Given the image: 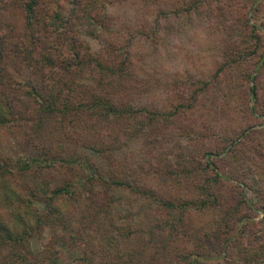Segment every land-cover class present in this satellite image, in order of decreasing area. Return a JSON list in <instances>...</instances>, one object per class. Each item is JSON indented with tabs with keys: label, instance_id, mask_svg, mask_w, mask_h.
I'll return each instance as SVG.
<instances>
[{
	"label": "rangeland",
	"instance_id": "1",
	"mask_svg": "<svg viewBox=\"0 0 264 264\" xmlns=\"http://www.w3.org/2000/svg\"><path fill=\"white\" fill-rule=\"evenodd\" d=\"M106 2L116 8L115 15L107 14ZM188 4L194 5L190 11L184 10ZM5 6L7 9L1 12L5 29L11 30L9 34L26 39L28 34L23 30L24 17L18 10L19 3L6 0ZM72 6L71 0H40V10L37 13L43 16L58 10L64 17L71 15L69 20H74V34L79 37L87 53L107 56L106 41H114L120 51L128 50L132 70L140 78L138 85L147 90L140 97L139 103L165 110L177 101L185 103L184 98L177 94L176 89L180 86L188 89L192 88L191 82L210 81V87L184 118L192 120L195 131L181 134L177 131L179 128L170 126L169 129L157 122L150 129L147 127L140 137L139 133L135 135L132 142L122 145L126 150L123 155L127 161L125 170L129 169L130 186H115L113 195L111 189H107L104 198L109 203L107 209H100L96 202L85 200L92 191L98 193L102 189L99 180L96 185L93 180L86 182L85 188L80 186L76 200L74 197L65 198L58 205L67 218V227H72L71 230L68 229L69 233H62L60 225L56 229L43 226L41 234L30 239L33 253L40 258L44 254V246L53 238L61 240L64 235L66 239H70L69 235L73 233L77 235L74 242L56 244L59 249V264H102L103 258L98 256L97 251L103 246L110 247L109 254L119 253L123 257L127 250L135 253L141 251L139 261L142 264H170V260L176 264L172 258L177 251L170 250L168 244L164 248L159 246L163 243L160 242L161 239L171 240L174 224L180 223V227H187L188 233L173 235V238L180 237L183 241L174 240L170 245L185 247L191 256L195 252L209 255L215 251L209 241L223 237L230 223L233 222L237 227L236 214L245 213L249 219L245 218L243 226L234 233L235 236L228 239L223 252L225 256L205 262L203 260V264H215L216 261L218 264H264V132L261 131L260 124L263 118L249 115L248 101L244 99L243 93L240 94L235 70L226 68L222 73L215 74L222 63L224 51H231L235 45H239L248 46L245 50L248 55L253 53V37L247 36L250 29L248 24H256L255 32L264 45V0H80V9L75 13H71ZM246 19L249 21H244ZM201 25L207 26L211 36L207 48L201 47L189 34L192 29ZM247 37L251 45L247 42ZM177 38H180L179 45L175 43ZM55 39L52 34L48 41L53 45ZM65 51L63 46L62 51L55 52L58 54ZM199 51H208L212 56L215 64L212 71L205 72L196 67L193 57ZM231 57L235 58L237 55ZM7 71L17 81L27 80L28 69L20 63L10 61ZM83 81L84 84L91 82L90 76L86 75ZM261 84L258 90L261 104L257 106V113L264 107V80ZM247 125L254 126L256 131L245 144L237 146L238 152H230L232 155L222 157L223 160L220 157L213 158L219 171L239 179V182L220 181L211 206L187 205L168 209L162 206L161 201L168 199L167 187L171 185L162 181L161 172L173 174L171 168L176 167L167 164L168 160L173 162L174 159L188 155L196 157L212 149L217 144L216 141H221L224 136L230 140L236 138ZM9 131V127L0 128V137L11 136ZM253 145L256 148H251ZM148 147L150 155L145 154ZM120 148L117 147L116 156L122 154ZM217 148L220 146L217 145ZM202 161L199 158V163ZM162 163L164 166L159 167ZM2 164L0 161V165ZM106 164L107 159L102 161V167ZM65 165L51 171L50 174L53 175L38 176L34 171L25 174L15 172L18 175L13 172L12 175L7 174L15 180L8 184L13 191L10 195L19 196L31 210H43L44 204L36 202L35 197L19 193L27 187H33L40 177L48 179L49 183H58L54 181L60 178L64 181L76 180L77 170L66 172ZM7 166L12 170L11 165ZM156 167L158 171H155ZM137 180V187L145 190L146 194L134 191ZM194 190L193 182L186 189L184 187L185 197L193 198ZM175 191L177 190L172 191L175 194L173 199L177 201L180 193L176 194ZM244 199L248 207L244 206ZM84 213L87 215L81 221ZM180 213H184L182 220L179 219ZM178 219L181 222H177ZM221 219L227 225L219 227ZM98 220L113 225L112 230L98 227ZM154 238L157 242L152 246L149 242ZM84 247L87 260L82 262L76 258L83 256ZM152 255V261H147L148 256ZM104 260L107 263L109 258L105 256Z\"/></svg>",
	"mask_w": 264,
	"mask_h": 264
},
{
	"label": "trees",
	"instance_id": "2",
	"mask_svg": "<svg viewBox=\"0 0 264 264\" xmlns=\"http://www.w3.org/2000/svg\"><path fill=\"white\" fill-rule=\"evenodd\" d=\"M12 1L19 3L18 10L24 17L23 30L27 32L28 37L25 39L9 34L11 30L5 29L1 12L7 9L6 0H0V128L9 127L8 133L11 135L0 137V161L4 165H0V264H59V249L56 244L74 242L77 235L70 234V239H66L64 235L61 240L53 238L44 246V254L40 258L33 253L30 241L32 237L41 234L43 226L56 229L60 225L62 233H69L72 227H67V218L58 206L59 202L73 197L76 200L80 186L85 188V183L93 180L96 185L99 180V186L104 188L98 193L92 191L85 200L96 202L100 209H107L109 203L104 199L106 190L111 189L113 195L115 186L131 184L129 169L125 170L127 161L123 154L126 150L122 145L132 142L138 133L140 137L147 127L150 129L157 122L169 129L170 126H175L181 134L195 131L192 128V120L184 118L204 96V92L210 87V81L191 82L192 88L188 89L180 86L176 89L177 94L184 98L185 103L177 101L165 110L139 103L140 97L147 93V90L138 85L140 78L132 70L128 50L120 51L114 41H106L107 56L87 53L79 37L74 34V20H69L71 15L64 17L61 11L55 10L42 16L37 13L40 10V0ZM71 3V13L80 9V0H71ZM193 8L194 5L188 4L184 10L190 11ZM248 27L250 29L247 36L253 37V53L248 55L245 51L248 46L246 48L239 45H235L231 51H224L222 63L217 67L215 74L222 73L226 68L237 72V84L240 94L243 93L244 99L248 101V113L263 118L260 124L261 131L264 132V107L257 113V106L261 104L258 90L264 80V45L255 32L256 24H248ZM52 34L56 37L53 45L48 41ZM246 40L251 45L248 37ZM63 46L66 51L57 54L55 51H62ZM234 54L237 57L232 58ZM12 60L14 64L20 63L28 69L27 80L17 81L9 75L7 65ZM86 75L91 78L88 84L83 81ZM122 124L123 127H120ZM46 130L50 132L45 133ZM255 131L254 126L247 125L236 138L230 140L224 136L221 141H216L217 144L212 149L196 157L188 155L174 159L173 162L168 160L167 164L176 167L171 168L173 174L161 172L162 181L171 185L167 187L169 197L161 201L162 206L165 209L187 205L211 206L220 181L239 182V179L219 171L213 158L220 157L223 160L222 157L228 158L232 155L230 152H238L237 146L245 144L253 137ZM217 145L220 148H217ZM119 146L122 154L116 156ZM150 152L148 147L145 154L150 155ZM199 158L203 160L202 163H199ZM106 159L108 164L102 167V161ZM64 164L66 172L77 170L76 180L64 181L60 178L54 181L58 183H49L48 179L40 177L33 187H27L19 193L35 197L36 202L44 204L43 210H31L19 196L10 195L13 191L8 184L14 183L15 180L7 174L12 175L13 172L18 175L15 172L25 174L34 171L38 176L48 175ZM162 166L163 163L159 165ZM155 171H158L157 167ZM192 182L195 187L193 198L185 197L184 187L186 189ZM137 183L138 180L134 184V191L146 194L145 190L137 187ZM174 189L177 190L176 194L180 193L177 201L173 199ZM99 193L104 196L101 197ZM243 203L248 207L245 199ZM23 208L25 209L22 210ZM86 215L87 213H84L81 216V221ZM183 215L184 213H180V220ZM245 218L248 220L249 216L237 213V227L232 222L229 228L225 229L223 237L209 241L215 250L209 255L195 252L191 256L185 247L170 245L174 240L183 241L180 237L173 238V235L188 233L187 227H180V223H172V229L175 230H171V240L161 239L160 242L163 243L159 246L164 248L168 244L170 250L177 251L172 258L176 264H203V260L205 262L211 258L225 256L223 252L228 239L235 236L234 233L243 226ZM179 219L177 222H181ZM96 225L109 230L113 227L101 220H98ZM225 225L227 223L222 219L218 223L219 227ZM156 242L154 238L149 244L153 246ZM116 246L119 247L117 244ZM109 251V246H103L97 251L98 256L103 258L102 264H142L139 261L141 251L135 253L127 250L124 257L119 253L109 254ZM105 256L109 258L107 263ZM153 256H148L147 261H152ZM76 259L82 262L87 260L85 247L83 256ZM171 262L170 260V264H174Z\"/></svg>",
	"mask_w": 264,
	"mask_h": 264
},
{
	"label": "clouds",
	"instance_id": "3",
	"mask_svg": "<svg viewBox=\"0 0 264 264\" xmlns=\"http://www.w3.org/2000/svg\"><path fill=\"white\" fill-rule=\"evenodd\" d=\"M105 8H106L108 15L116 14V8L113 5L106 2ZM189 34L195 38L196 42L201 47L207 48V46L211 42V36H210V33L206 25L195 27L194 29L190 31ZM175 43L179 45L180 38H177L175 40ZM193 62L195 63L198 69H200L201 71H205V72L212 71L215 67V64L213 63V60H212V56L209 54L208 51L197 52L196 56L193 57Z\"/></svg>",
	"mask_w": 264,
	"mask_h": 264
}]
</instances>
